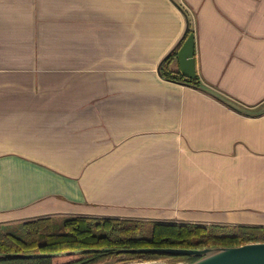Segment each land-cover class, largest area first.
Listing matches in <instances>:
<instances>
[{"label": "crops", "instance_id": "1", "mask_svg": "<svg viewBox=\"0 0 264 264\" xmlns=\"http://www.w3.org/2000/svg\"><path fill=\"white\" fill-rule=\"evenodd\" d=\"M73 215L264 225V0H0V226Z\"/></svg>", "mask_w": 264, "mask_h": 264}, {"label": "trees", "instance_id": "2", "mask_svg": "<svg viewBox=\"0 0 264 264\" xmlns=\"http://www.w3.org/2000/svg\"><path fill=\"white\" fill-rule=\"evenodd\" d=\"M191 30L160 63V74L182 80L177 71L163 62L173 60ZM169 61V62H170ZM196 84L197 79H187ZM20 233L14 234L0 226V264H105L122 256L128 261H148L173 256L139 252H117L120 249L173 247L200 249L205 247L238 246L264 242V225H230L146 221L117 217L43 216L24 220Z\"/></svg>", "mask_w": 264, "mask_h": 264}, {"label": "water", "instance_id": "3", "mask_svg": "<svg viewBox=\"0 0 264 264\" xmlns=\"http://www.w3.org/2000/svg\"><path fill=\"white\" fill-rule=\"evenodd\" d=\"M194 41L189 34L176 53L181 75L194 78ZM117 252H139L196 257L187 264H264V242H251L238 246L205 247L200 249L153 247L120 249Z\"/></svg>", "mask_w": 264, "mask_h": 264}, {"label": "rangeland", "instance_id": "4", "mask_svg": "<svg viewBox=\"0 0 264 264\" xmlns=\"http://www.w3.org/2000/svg\"><path fill=\"white\" fill-rule=\"evenodd\" d=\"M19 222H12L8 228V231L19 234L20 233V226ZM189 259L187 258H166V259H159V260H148V261H128L125 260L124 257L119 256L108 260L105 264H187Z\"/></svg>", "mask_w": 264, "mask_h": 264}]
</instances>
